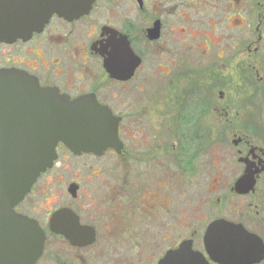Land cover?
<instances>
[{
  "label": "flooded vegetation",
  "instance_id": "af4514ba",
  "mask_svg": "<svg viewBox=\"0 0 264 264\" xmlns=\"http://www.w3.org/2000/svg\"><path fill=\"white\" fill-rule=\"evenodd\" d=\"M2 69L118 123L105 149L59 142L15 207L45 233L33 264H264V0H92L1 42Z\"/></svg>",
  "mask_w": 264,
  "mask_h": 264
},
{
  "label": "water",
  "instance_id": "95a60500",
  "mask_svg": "<svg viewBox=\"0 0 264 264\" xmlns=\"http://www.w3.org/2000/svg\"><path fill=\"white\" fill-rule=\"evenodd\" d=\"M91 5L92 0H0V43L28 39L53 15L79 18ZM117 129L118 123L96 101H70L24 71L0 70V264H33L42 253L44 231L15 207L53 166L59 142L75 152L97 151L117 140ZM253 185L243 177L237 190ZM50 223L52 231H59V211Z\"/></svg>",
  "mask_w": 264,
  "mask_h": 264
},
{
  "label": "rangeland",
  "instance_id": "374dc122",
  "mask_svg": "<svg viewBox=\"0 0 264 264\" xmlns=\"http://www.w3.org/2000/svg\"><path fill=\"white\" fill-rule=\"evenodd\" d=\"M56 170L59 171V168H57ZM52 188L53 189L56 188L54 190H57V191L59 190V186H57V185L52 186ZM58 193H59V191H58ZM39 200H40L43 207H45L46 209H50L52 211L55 210L59 204V202H58L59 199L57 200V197H52L50 194L48 197H46L45 194L39 195ZM44 209L42 208V213L45 212ZM43 220H44V218H43Z\"/></svg>",
  "mask_w": 264,
  "mask_h": 264
}]
</instances>
